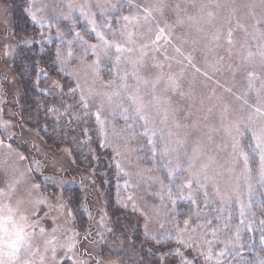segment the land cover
I'll return each mask as SVG.
<instances>
[{"label":"rangeland","instance_id":"1","mask_svg":"<svg viewBox=\"0 0 264 264\" xmlns=\"http://www.w3.org/2000/svg\"><path fill=\"white\" fill-rule=\"evenodd\" d=\"M19 6L31 32L15 37L0 0V189L15 186L11 202L37 213V232L56 229L57 253L49 250L46 264H151L145 247L158 264L264 253V183L249 130L264 129V0ZM23 43L50 57L33 76L43 116L26 117L19 100L11 62ZM129 95L143 97L139 114L122 111ZM192 173L198 183L181 187ZM49 238L38 235L41 253ZM71 242V251L60 247Z\"/></svg>","mask_w":264,"mask_h":264},{"label":"snow or ice","instance_id":"2","mask_svg":"<svg viewBox=\"0 0 264 264\" xmlns=\"http://www.w3.org/2000/svg\"><path fill=\"white\" fill-rule=\"evenodd\" d=\"M115 7V6H114ZM145 17L144 19L147 20L148 17L152 15V13L149 11V9L145 8ZM211 15V13H209ZM32 19L35 21L37 18L35 15L32 16ZM123 19L125 21L129 22H136L135 17H129L124 16ZM161 33L163 32V29H160ZM100 41L104 45L111 46V42L105 39L104 35L101 32L96 33ZM131 35L132 33H129V41L131 42ZM231 36V32H229V37ZM159 39V35L157 36V40ZM155 43V41H153ZM229 43H231V40L229 39ZM92 48L97 47V45L93 44L91 45ZM116 51L120 52L125 50L122 45L116 44ZM143 47H147V45H144ZM127 51H132V49H127ZM179 51V49H177ZM71 55V53H69ZM120 57H117V60H119ZM134 75V74H133ZM249 75H252V73H249ZM127 76V73L125 74ZM121 89H126L127 85L122 84ZM139 91V89H137ZM83 100V97H81ZM128 99L131 101L129 106L127 108H123L122 111L125 113L128 112H134L136 114H139L142 107H143V97L139 96H132L129 95ZM85 107H87V104L85 103ZM255 111L257 113H261L260 108H256ZM264 115V113H261ZM127 118V117H125ZM140 119H145V117H140ZM179 126V125H178ZM253 133V141L254 145L253 151L256 152L259 155V170H258V176L261 183H264V129L260 131V133H257L255 128L249 129ZM239 134V133H238ZM151 142V140L149 141ZM234 148L236 145L233 146ZM240 157H243L244 163H245V169H249L248 165V157L247 154L244 152H240L238 154ZM23 159V157H21ZM203 168H206L207 165L202 166ZM172 175V172H169V176ZM194 177H197V183H198V173H192L189 177V181L187 185H182L181 187L187 186L191 187L192 180ZM205 180L210 179L207 175L204 177ZM35 187H38L35 186ZM200 187H205V185H200ZM251 187V186H250ZM15 193V186L9 185L7 191L4 189H0V264H46V254L49 250L52 252V257L55 259L56 253H57V244H56V236L54 233L56 232V229H52V233H46L45 228L40 227L37 232V221L35 220V217L37 215L36 212L26 214L21 209V205L23 204V200H17L15 205L11 202V196ZM219 194V192H217ZM5 197H8V199H4ZM37 205L44 204L43 200L36 201ZM210 223V222H206ZM189 224L188 220L184 221L185 229L187 228ZM199 226V225H198ZM227 227V225H225ZM185 229H179L178 231H184ZM38 235L40 237H43L45 235L50 236L49 239L44 240V252L41 253L38 246H36V240ZM215 231L213 232V236H215ZM262 240H264V237H261ZM183 243V241H180ZM214 241L212 240H206L204 241L205 244L211 248ZM75 246V242L68 243L66 245L62 244L60 247H65L68 251H71ZM218 256L224 255L223 252L218 253ZM38 257V259H37ZM212 258L211 252H209L208 259ZM217 264H220L219 260L217 261Z\"/></svg>","mask_w":264,"mask_h":264},{"label":"trees","instance_id":"3","mask_svg":"<svg viewBox=\"0 0 264 264\" xmlns=\"http://www.w3.org/2000/svg\"><path fill=\"white\" fill-rule=\"evenodd\" d=\"M7 8L8 18L7 16L6 18L8 19L7 22L10 24L9 28L13 33L12 35L15 37H22L30 33L31 30L28 25H26V20L21 13L19 0H8ZM35 49V46H26L24 43L19 45L17 44V52L11 62L12 70L16 72V77L20 86L21 98L19 100L27 103L24 115L27 117V113L31 110L29 113L31 118L38 115L43 116L44 113L43 107L41 106V101L43 100L42 94L38 93L33 85L35 66L39 61L42 62L41 65L44 66V61L47 63L48 59H50L48 54H44V51L38 50L37 52ZM45 65L50 67L49 64ZM41 69L43 71L45 70V68ZM141 254L143 256H145V254L149 256L151 264H158L155 255L148 253L146 247L141 251ZM233 256L234 259L231 260V264H264V253L261 252L254 253L253 251H248L243 248L241 251H237Z\"/></svg>","mask_w":264,"mask_h":264}]
</instances>
